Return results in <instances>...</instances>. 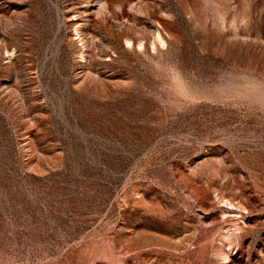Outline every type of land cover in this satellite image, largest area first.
Returning <instances> with one entry per match:
<instances>
[{
    "label": "rangeland",
    "instance_id": "rangeland-1",
    "mask_svg": "<svg viewBox=\"0 0 264 264\" xmlns=\"http://www.w3.org/2000/svg\"><path fill=\"white\" fill-rule=\"evenodd\" d=\"M0 264H264V0H0Z\"/></svg>",
    "mask_w": 264,
    "mask_h": 264
}]
</instances>
